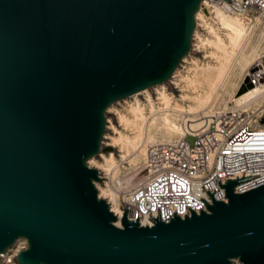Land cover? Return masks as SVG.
<instances>
[{
  "label": "water",
  "instance_id": "95a60500",
  "mask_svg": "<svg viewBox=\"0 0 264 264\" xmlns=\"http://www.w3.org/2000/svg\"><path fill=\"white\" fill-rule=\"evenodd\" d=\"M201 1L0 0V254L25 238L22 264H264V184L118 226L88 163L112 149L108 108L188 55Z\"/></svg>",
  "mask_w": 264,
  "mask_h": 264
},
{
  "label": "built area",
  "instance_id": "2783aa9c",
  "mask_svg": "<svg viewBox=\"0 0 264 264\" xmlns=\"http://www.w3.org/2000/svg\"><path fill=\"white\" fill-rule=\"evenodd\" d=\"M216 7L256 20L264 13V0H202L200 10L208 18ZM203 20L196 18L197 29ZM195 40L193 36L192 48ZM245 77L252 86L264 85V54ZM140 94L146 99L145 93ZM263 117L240 107L224 109L203 117L197 128L185 125L178 138L150 143L141 165L144 179L120 199L123 213L126 209L131 219L141 223L143 218L152 224L155 218L169 222L176 215L184 218L208 211L213 199L227 202L223 185L229 179H240L236 193L264 184ZM188 136L195 137L194 144ZM109 204L112 209L113 203ZM27 245L25 239L17 249L8 248L0 254V264H22L17 255Z\"/></svg>",
  "mask_w": 264,
  "mask_h": 264
},
{
  "label": "bare ground",
  "instance_id": "6f19581e",
  "mask_svg": "<svg viewBox=\"0 0 264 264\" xmlns=\"http://www.w3.org/2000/svg\"><path fill=\"white\" fill-rule=\"evenodd\" d=\"M213 12L216 14L222 31L207 21L206 15L199 10L196 18L202 17L204 19V24L207 26L211 36L199 34L197 28L193 35L198 39L197 46L199 51L204 50V56L209 60L204 63H200L199 59L192 60L193 65L188 68V74H181L175 80L180 71L178 66L169 79L176 87L182 90L181 98L182 100H189L188 105L179 102L173 92L168 91L166 83L153 86L158 93L159 105L156 104L150 88L137 92L130 96L134 97L135 100L127 105L125 112L116 109L118 120L126 131L113 125L112 128L115 134L110 136L111 141L107 142L108 145L114 148L118 147L124 156L131 151H139L141 156H145L147 144L161 140H172L174 136L183 135L185 125L193 128L199 127L202 123V120H199L200 113L203 114L202 118L217 113L212 109L205 110L210 107L219 90L227 85L232 75V69L240 67L244 77L252 65L264 54L255 57V52L248 51V46L253 40L254 27L263 21L262 15L264 16V13L251 26L252 20L247 19L249 20L247 22L245 18L228 14L218 7L214 8ZM258 43L254 44L255 47ZM187 58L186 55L183 60L185 61ZM140 93L146 94L147 103H143L140 100L138 97ZM237 93L233 98L235 101L234 107L249 110V107L255 105L256 109L254 112L258 115H264V85L248 87L245 82H241ZM125 99L127 100V98ZM113 104L108 108L107 112L111 111ZM178 114H189L184 127L179 124ZM101 156L104 158L102 163L91 157L90 162L88 161L89 165L93 167L94 163L98 168L104 169L107 174L112 175L117 167L115 153L111 151L108 154L102 153ZM96 186L100 197L105 198L109 203H113L112 211L119 217L117 225L122 226L121 217L123 216V210L119 206V193L110 184L103 187L97 183ZM142 224L151 225L152 222L148 218H143ZM21 240H25V238H19L12 248L17 249Z\"/></svg>",
  "mask_w": 264,
  "mask_h": 264
},
{
  "label": "rangeland",
  "instance_id": "374dc122",
  "mask_svg": "<svg viewBox=\"0 0 264 264\" xmlns=\"http://www.w3.org/2000/svg\"><path fill=\"white\" fill-rule=\"evenodd\" d=\"M205 18L212 25H214L218 30L222 31V29L220 28L221 25L219 24L218 19L216 17V14L214 12H212V15L210 17H208V18L205 17ZM262 19H263L262 22L255 25L253 40H252V43L248 46V51L255 52V57H259L260 55H262L264 53V16L263 15H262ZM246 21L248 22L249 20L246 19ZM254 23H255V20H252L250 25L252 26V25H254ZM198 30H199V34H201L203 36H211L210 32L208 31L207 26L204 24V20L202 22V25H200L198 27ZM197 41H198V39L195 40V43H196L195 47L191 48L190 52L188 53L187 60H185V61L183 60L182 61L183 65H181V66L179 65L180 71H179V74L177 75V77L175 78V80L177 78H179L181 74H188L187 73L188 68L191 65H193L192 60L199 59L200 63H204L207 60H209L208 58H206L204 56L205 55L204 50L199 51L198 46H197ZM257 43H258V45L255 47V45ZM231 73H232V75L229 78L228 83L225 86V88H221L219 90V92L215 96L214 101L211 103L210 107L206 108L205 111L212 109L213 111L218 112L220 110H224L225 108L231 109L235 106V101L233 98H234L235 94H238L237 93L238 87L241 84V82H244L243 80H244L246 75L244 77L242 76L243 72H242V69L240 67L232 69ZM165 83H166V87H167L168 91L173 92L174 96H176L175 98L179 102H181L184 105H188V103L190 101L189 100H182V98H181L182 90H180V88L176 87L175 84L172 83L170 80L165 82ZM150 92H151L153 98L155 99L156 104L159 105L158 93H157L156 89L152 87V88H150ZM138 97L140 98V100L143 103L148 102L147 99H145L143 95L138 94ZM134 100H135L134 97H129V98H127V100L124 99V100H120L118 102H115L113 104L111 111L107 112V126H106V131H105V134L103 137L102 147L111 146V145H108L107 142H110L111 141L110 136L115 134L114 130L112 128L113 125H115L116 127H118L121 130L126 131V129H124V127L120 124V121L118 120V117L116 115V109H119V110H122L123 112H125L127 105L129 103L133 102ZM255 109H256L255 105H252L251 107H249V110H255ZM188 115L189 114H178V121L182 127H184V125H185L184 123H185ZM202 115H203L202 113L199 114V117H200L199 120L203 119ZM263 119H264V117H263ZM263 119L261 120V122H263ZM106 135H108V136L106 137ZM180 136H181V134H179L178 136H174L173 139L178 138ZM186 139L190 144H194V141H195L194 136H188ZM148 145H150V143L147 144L146 149H147ZM111 151H113L117 157V161H116L117 167H116L115 171L112 173V175H109L106 173V171L104 169L98 168L93 163V167L99 169L100 175L102 176V181H100V182L97 181L96 185H97V183H99L101 186L106 187L107 184H110L119 193V198L122 199L125 192L134 188L138 183H140L144 179L145 173L142 170L141 165H142V162H143V159L145 156H141L139 151H137V152L131 151V152H128L124 156L118 147L117 148L112 147V149L110 151L101 150V152L99 154L93 156V158L96 161L102 163L104 161V158L101 156V154L102 153L108 154ZM231 264H242V263L238 259H234L231 262Z\"/></svg>",
  "mask_w": 264,
  "mask_h": 264
}]
</instances>
